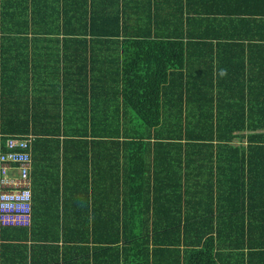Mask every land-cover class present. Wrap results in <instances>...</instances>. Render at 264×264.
Instances as JSON below:
<instances>
[{"label":"crops","instance_id":"crops-1","mask_svg":"<svg viewBox=\"0 0 264 264\" xmlns=\"http://www.w3.org/2000/svg\"><path fill=\"white\" fill-rule=\"evenodd\" d=\"M15 137L32 139V224L0 226V264H82L53 225L109 222L170 228L158 264L202 225L217 264H264V0H0V152Z\"/></svg>","mask_w":264,"mask_h":264},{"label":"trees","instance_id":"trees-1","mask_svg":"<svg viewBox=\"0 0 264 264\" xmlns=\"http://www.w3.org/2000/svg\"><path fill=\"white\" fill-rule=\"evenodd\" d=\"M3 24H9V25H22L23 23L26 24L27 22L22 21H13V17H4ZM157 100L159 99L156 97ZM127 101L128 103L134 105L136 107V111L139 115L144 116L145 119H148L149 121L155 118H158L160 116V109L158 106H155L154 104H149L147 109H140L138 108L137 100H142L143 102L145 99L140 96H128L127 95ZM152 101H155V98L152 99ZM156 107V108H155ZM148 116H151L152 118H148ZM165 120L170 119V117H164ZM54 130V129H53ZM211 130V129H210ZM214 129H212L213 131ZM226 130V131H225ZM236 130L234 128L231 129H223L222 130V136L218 137L220 140L229 139L226 136V132L228 134H232V132ZM241 130V129H239ZM193 134H195V139H199L196 141H204L205 136L203 132L202 127H195L192 129ZM61 135V129H55L53 132V136L59 137ZM117 137L121 136V131L118 128L114 134ZM159 138L161 137H168L170 138L172 136L171 134V127H162L157 131L156 134ZM126 137H135L133 134L126 135ZM187 138H190L189 135L186 136ZM15 138H21V137H15ZM214 136L211 135L209 139H213ZM13 139V138H10ZM26 139V138H25ZM263 138H261L262 141ZM32 148V146H31ZM126 153L132 154L133 152V144H126ZM243 152L239 151L238 153ZM253 152H260L264 153V144L260 142L259 147L254 148ZM31 156L32 161V149L28 152ZM32 168V162L31 167ZM134 195V192H133ZM127 199L126 203L124 204V209L127 207ZM121 200L119 199V205L117 207V212L121 211ZM262 208V205H261ZM112 223H107V225H91L88 224H75V223H66L63 225V231L61 232V225L52 227V232L54 233H60L59 238H54L53 236V250L58 251L59 253L61 250H63V253L67 252V250H74V245L76 243H79L80 246H82L83 250V263L82 264H108L107 259L105 258V253H110L111 255L116 254V259L111 264H158L157 260V253L158 252H166L165 249L161 250V247H169V245L176 244L171 243V241H168L172 238V231H170V228H166V230H162V228H159L157 223H153L152 226L144 225L141 226L136 225L134 236L132 238H129V236L122 238L120 237V223H117L115 225L114 234H112L113 231L109 230L108 228L111 226ZM148 224V223H147ZM261 224H263L261 222ZM182 226V225H181ZM98 227L99 230L103 231L98 234ZM87 234V237L84 239L78 238L77 240H74L75 234L76 235H83L84 231ZM200 231V238L192 243H187L185 241V237L182 236V227H181V236H180V242L178 243V246H181L182 243L187 246L186 249H189L188 256L184 260L183 263L179 264H217L214 258V248L212 247L211 240L206 239L207 235H204L206 231L204 230V226L199 227ZM163 232V233H161ZM62 233V236H61ZM75 233V234H74ZM103 233V234H100ZM185 233V231L183 232ZM260 233L261 235H264V226L260 227ZM167 235L166 238H162V235ZM60 244H63L61 247ZM73 260L67 259L65 256L63 261L59 264H76V260L72 258Z\"/></svg>","mask_w":264,"mask_h":264},{"label":"built area","instance_id":"built-area-1","mask_svg":"<svg viewBox=\"0 0 264 264\" xmlns=\"http://www.w3.org/2000/svg\"><path fill=\"white\" fill-rule=\"evenodd\" d=\"M31 138L7 140V152H0V226L24 227L32 224L30 189ZM15 169L16 173L12 170Z\"/></svg>","mask_w":264,"mask_h":264}]
</instances>
